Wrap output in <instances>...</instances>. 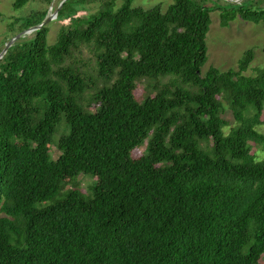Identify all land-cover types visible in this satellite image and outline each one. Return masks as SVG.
<instances>
[{"label":"trees","instance_id":"1","mask_svg":"<svg viewBox=\"0 0 264 264\" xmlns=\"http://www.w3.org/2000/svg\"><path fill=\"white\" fill-rule=\"evenodd\" d=\"M116 1L60 0L53 43L43 26L0 59V264H264V69L248 50L201 74L210 13L264 31V0Z\"/></svg>","mask_w":264,"mask_h":264},{"label":"rangeland","instance_id":"2","mask_svg":"<svg viewBox=\"0 0 264 264\" xmlns=\"http://www.w3.org/2000/svg\"><path fill=\"white\" fill-rule=\"evenodd\" d=\"M60 0H52L51 3H45L42 0H35L28 3L24 8L18 11H13L11 4L13 0H0V13L3 17L0 22V48L4 47L7 39H10L11 32L8 30V25L16 18L26 16L32 10H39L41 8L51 9L53 13L56 10V5ZM196 2L204 3L205 6L211 7L213 4L224 6V0H195ZM122 0L116 1V8L120 7ZM173 0H133L132 7L142 8L144 10L151 9L155 6H159L162 11H165ZM94 10V9H93ZM92 10V11H93ZM91 12V11H90ZM86 12L80 11L78 15H85ZM210 25L206 34L205 43L207 48V59L205 64L201 68V74L204 75L209 67H215L219 71H226L229 69H236L238 63L244 58L245 53L251 50L253 53V59L244 73L247 76H252L256 73L257 69H264V31L261 24H253L251 22H245L239 18L232 22H229L227 27H221L219 22V14L217 11L210 13ZM68 21H57L56 19L50 21L47 26L49 27L48 41L53 43L57 32L61 25L67 24ZM9 37V38H8ZM84 58L89 57V53L84 51ZM163 81H166L163 80ZM156 81H151L154 83ZM147 83L142 84V88L146 87ZM225 114L223 116L227 125L224 131L227 133L231 128L238 125L234 120L232 113L229 111L227 105H225ZM257 130L264 134V125L257 127ZM57 134L54 140L58 138ZM143 147L140 151H143ZM253 151L261 159L264 154L261 153L259 148L254 147ZM52 158L56 160L59 156L57 149H53ZM95 183V180L90 176H78L72 183L74 188L81 192L82 196L87 200L91 196L90 187ZM72 186H68L71 188ZM66 188L64 191L67 190ZM64 191L60 193L54 200L55 202L64 197Z\"/></svg>","mask_w":264,"mask_h":264},{"label":"water","instance_id":"3","mask_svg":"<svg viewBox=\"0 0 264 264\" xmlns=\"http://www.w3.org/2000/svg\"><path fill=\"white\" fill-rule=\"evenodd\" d=\"M224 1H227V2H230V3H240L242 0H224ZM61 4H62V3H61ZM61 4H60V5H61ZM57 13H58V8H57L53 13L51 12V9H49V10L47 11V14H46L44 20H43L40 24H38V25H36V26H34V27L28 29V30L22 31L21 33H18V34L15 35L14 37L10 38V39L4 44V47H3V49H2L1 52H0V59L4 56V54L7 52V50H8V49H9V48H10V47H11V46H12L17 40H19L20 38H22V37H24V36H26V35L31 34L32 32H34V31L40 29V28L43 27V26H47V24H48L50 21H52V20H54V19L57 18Z\"/></svg>","mask_w":264,"mask_h":264}]
</instances>
